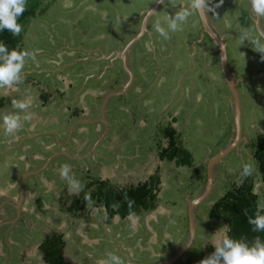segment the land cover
Here are the masks:
<instances>
[{"label":"rangeland","instance_id":"374dc122","mask_svg":"<svg viewBox=\"0 0 264 264\" xmlns=\"http://www.w3.org/2000/svg\"><path fill=\"white\" fill-rule=\"evenodd\" d=\"M190 3L27 0L34 15L22 26L18 45L35 52L36 60H26L22 83L0 88V97L8 100L0 117L19 111L11 106L13 99L30 102L21 115L32 117L13 135L5 134L0 121V264H44L37 247L53 228L64 236L66 264H109V254L121 264H202L226 234L208 211L240 184L245 164L252 167L259 207L264 206V183L252 158L257 138L264 136V17L253 13L252 0H223L215 14L203 17L220 34L238 82L242 138L211 163L214 184L194 207L190 240L189 205L206 188L209 161L236 131L234 99L201 13L169 39L155 31L157 23L167 28L169 15ZM244 30L249 37L241 44ZM41 92L44 109L34 106ZM69 109L87 112L86 121H94L76 125L74 117L65 116ZM168 127L190 155V167L160 158ZM33 129H40L48 147L38 157V145L29 138ZM66 153L79 154L78 159ZM57 162L69 166L67 178ZM155 173L162 181L156 207L130 220L108 217L102 207L88 211L90 203L78 217L66 212L91 182L123 187L145 183ZM86 249L93 259H87Z\"/></svg>","mask_w":264,"mask_h":264},{"label":"trees","instance_id":"16d2710c","mask_svg":"<svg viewBox=\"0 0 264 264\" xmlns=\"http://www.w3.org/2000/svg\"><path fill=\"white\" fill-rule=\"evenodd\" d=\"M32 15H34V11L26 8L18 22L23 26ZM0 41L4 42L10 50L14 48L18 50V38L10 31L5 30L0 32ZM42 98L45 99L46 95L45 97L42 96ZM7 101L6 98L0 97V109L6 106ZM46 101L44 100V102ZM34 106L38 107V104L34 103ZM170 128L171 129L168 127L165 130L164 135L168 144L166 148L160 151V158L175 159L179 166L187 165L190 167L191 161L188 159L190 155L179 147L176 139L177 134L172 127ZM252 154V158L257 164V170L264 183V136L257 138ZM36 156L38 157L39 155ZM179 157L182 159H179ZM34 165L35 164H33V166ZM161 183V177L156 173L151 175V179L145 183L139 182L136 185L130 183L128 186L123 185V187L115 186V184H109L98 179L87 184L86 193H82L81 191L80 195L75 197L74 203H71L69 206H66V204L64 205L67 207L66 212L71 213L74 217H78L77 214H79L82 209L86 210L85 205L90 203L91 206L88 211L100 209L102 207L109 213L108 217L110 216L113 218L118 216L121 221L125 222L126 220H130L133 216L141 214V211H148L156 207L158 194L161 190ZM259 198V195L255 192L251 175L246 178L241 177L239 185L230 188L213 204L208 211V216L211 219L219 221L221 225L226 228L225 235L236 239H244L249 243L256 237H260L264 240V232H254L252 230L253 225L248 223L249 217L254 218L257 214ZM259 208L260 214L264 215V208ZM62 210H64V208ZM58 213L60 214L59 211L55 213L56 218L61 219L60 216L57 217ZM117 225L118 224H116V226ZM115 228L116 227L113 228L114 231ZM117 235L121 234L117 233ZM37 248L44 264H66L64 236L55 228L44 236ZM88 248L96 249L95 246H88ZM81 249L82 248H79L80 252ZM84 253L87 259H93L89 250L86 249ZM30 264H32V260Z\"/></svg>","mask_w":264,"mask_h":264},{"label":"clouds","instance_id":"9594fccd","mask_svg":"<svg viewBox=\"0 0 264 264\" xmlns=\"http://www.w3.org/2000/svg\"><path fill=\"white\" fill-rule=\"evenodd\" d=\"M223 0L213 5L212 0H191L186 8H180L168 17L167 28L159 23L155 26V31L164 39H169V33L181 30V25L189 20V17L201 12H212L220 7ZM27 0H0V32L10 31L14 36H19L22 25L18 22L19 18L26 10ZM252 11L257 17H264V0H252ZM264 35V33H262ZM249 37L247 30L242 31L240 43L243 44ZM264 52V47L260 49ZM27 59L36 60V53L28 50L9 49L8 46L0 41V88H9L15 84L23 82L22 73ZM11 106L15 110L0 117L2 127L6 135H13L23 127L22 121L31 120L27 110L31 107L30 102L13 99ZM70 168L62 165L61 175L67 178ZM252 174V167L245 164L242 171V178ZM264 207V206H260ZM248 223L253 225L254 232H264V215L260 214L258 207L254 218L249 217ZM215 251L202 264H264V240L256 237L251 243L244 239H236L225 235L218 243L213 244ZM109 264H121L118 256L109 254Z\"/></svg>","mask_w":264,"mask_h":264},{"label":"water","instance_id":"95a60500","mask_svg":"<svg viewBox=\"0 0 264 264\" xmlns=\"http://www.w3.org/2000/svg\"><path fill=\"white\" fill-rule=\"evenodd\" d=\"M201 17L203 19V25L205 27V30L211 35L212 39L214 40L216 46H217V50H219L220 52V56H221V66H222V70L224 73V76L226 78V82L228 85V89H229V93L230 95L232 94V97L234 99V106H235V110H234V121H235V127H236V131H234V137L232 142L224 149H222L214 158H212L209 161V166H208V179H207V183H206V188L204 187L203 193L201 194L200 197H197L196 199H193V201L191 202V204L189 205V213H190V219H191V223H190V240L193 239L194 235H195V229H194V207L199 205L203 200L206 199V197H208L211 187L214 184V179L212 176V164L214 161H219L222 160L223 156H225L229 151L232 150V148L234 146H236L240 140H241V134H240V102H239V92H238V88H237V84L234 82V78L232 76V73L230 71L229 65H228V60H227V54H226V49H225V45L222 42V39L217 36L207 25V23L205 22V19L203 17V12H201Z\"/></svg>","mask_w":264,"mask_h":264},{"label":"crops","instance_id":"0c3cea01","mask_svg":"<svg viewBox=\"0 0 264 264\" xmlns=\"http://www.w3.org/2000/svg\"><path fill=\"white\" fill-rule=\"evenodd\" d=\"M23 26H25V23L23 24ZM25 27H24V31H25ZM24 31H22L23 33H25ZM23 33H22V36H23ZM217 36H219L220 34L217 32V31H215L214 32ZM220 37V36H219ZM17 38H18V36H17ZM18 40H19V38H18ZM223 42V41H222ZM21 44V43H20ZM20 44H19V47H18V50L20 49ZM227 60H228V57H227ZM229 61V60H228ZM228 65H229V62H228ZM40 70L39 71H43V69H41V68H39ZM235 79H236V77H235ZM234 80V79H233ZM237 81V80H236ZM234 82H235V80H234ZM236 83V82H235ZM237 84H238V82H237ZM91 89V90H90ZM89 89V92L91 93V92H94V93H98V96H106L105 94H102L104 91L103 90H100L99 88H98V91L97 90H94V91H92V88H90ZM27 90H31V89H27ZM26 91V90H25ZM39 91V90H38ZM28 91H27V93H23V98H28L29 97V95H28ZM42 94L39 96V98L36 100L37 101V103H39L38 104V107H40V109H44V108H46L45 107V102H43L42 101V96H44L43 94H44V92H41ZM229 95H230V93H229ZM23 100V99H22ZM24 100H26V99H24ZM55 102H56V100H55ZM85 101H83V103H84ZM41 103H44V104H41ZM85 106V105H84ZM84 110V109H83ZM65 113H66V115L65 116H68V119H69V116H71V117H74L75 118V120H74V122L73 123H75L76 125L78 124V123H81V122H83V121H85V122H91V121H94V119H92V120H89V121H86V120H88V118L87 117H85V116H88L89 114L86 112V115H85V113L82 111L81 113L80 112H78V110H71V109H69V110H67V111H64ZM78 112V113H77ZM80 113V114H79ZM68 121V120H67ZM41 122V121H40ZM43 122H41V124H42ZM67 125V124H66ZM35 134H37V136L36 137H33V136H35ZM28 135H30V133H28ZM41 135L42 134H40V129H33V133L31 134V136H29V138L30 139H32L33 141H32V143H36L37 145H38V152H39V154L41 153V152H46L47 151V148L48 147H46V145H47V142L45 143L44 142V139H41L42 137H41ZM39 145L40 146H43V148L42 149H40V147H39ZM52 150H53V148H51ZM54 154H56V156H59V157H61L62 156V154H60L59 152H56V153H54ZM66 156H68V157H70L71 159H78V155L79 154H77V155H73V154H65ZM39 156H41V154L39 155ZM51 158H53V160L55 159V158H57V157H55V156H53V157H51ZM41 160V159H40ZM56 164H58V166H61L58 162L56 163ZM44 165V164H43ZM34 167V170L33 171H36V167H35V165L33 166ZM38 172H40V171H38ZM25 175V174H24ZM27 176H25L24 177V179L26 178ZM22 187V190L24 189L23 188V186H21ZM137 263V262H136ZM137 264H139V263H137Z\"/></svg>","mask_w":264,"mask_h":264},{"label":"flooded vegetation","instance_id":"af4514ba","mask_svg":"<svg viewBox=\"0 0 264 264\" xmlns=\"http://www.w3.org/2000/svg\"><path fill=\"white\" fill-rule=\"evenodd\" d=\"M229 68H230V71H231L232 69H231V66H230V65H229ZM231 73H232V71H231ZM237 85H238V84H237Z\"/></svg>","mask_w":264,"mask_h":264}]
</instances>
